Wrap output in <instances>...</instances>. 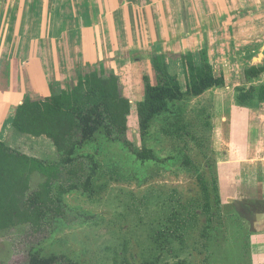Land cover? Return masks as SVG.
<instances>
[{
  "label": "rangeland",
  "instance_id": "374dc122",
  "mask_svg": "<svg viewBox=\"0 0 264 264\" xmlns=\"http://www.w3.org/2000/svg\"><path fill=\"white\" fill-rule=\"evenodd\" d=\"M244 81L235 97L219 86L170 102L145 137L133 102L126 138L158 159L143 162L124 143L102 136L86 142L77 154L97 163L93 190L64 193L57 180L51 191L62 198V216L45 220L40 232L30 225L0 232V264H27L32 249L78 264H251L243 203L256 181L251 158L264 155L257 130L264 129V103L240 100ZM229 100L231 106L223 107ZM30 148L14 150L60 160L50 140ZM45 180L35 173L31 192Z\"/></svg>",
  "mask_w": 264,
  "mask_h": 264
},
{
  "label": "crops",
  "instance_id": "0c3cea01",
  "mask_svg": "<svg viewBox=\"0 0 264 264\" xmlns=\"http://www.w3.org/2000/svg\"><path fill=\"white\" fill-rule=\"evenodd\" d=\"M157 56L182 83L188 57L211 64L235 97L245 71L264 67V0H0V141L30 150L47 143L15 129L19 105L26 97L59 95L95 71L115 74L138 110L133 105L145 97L144 77L157 81ZM262 76L252 83L264 85ZM257 130L264 146V129ZM251 162L256 181L243 205L251 264H264V155Z\"/></svg>",
  "mask_w": 264,
  "mask_h": 264
},
{
  "label": "trees",
  "instance_id": "16d2710c",
  "mask_svg": "<svg viewBox=\"0 0 264 264\" xmlns=\"http://www.w3.org/2000/svg\"><path fill=\"white\" fill-rule=\"evenodd\" d=\"M155 70L157 81L153 83L149 76L144 77L145 97L138 104L143 137L152 121L169 110L170 102L182 100L185 94L196 97L213 87L225 85L224 79L214 74L211 64L196 65L192 57H188L185 64V89L179 77L168 72L160 56L155 58ZM262 72L264 67L245 71L251 84L240 87L241 101L254 103L264 100V85L252 83ZM130 111V100L121 95L118 77L96 71L81 77L73 88L59 95L38 100L26 97L17 109L15 129L21 133L49 137L60 160L51 163L0 142V232L25 225L40 232L45 220L48 223L62 216V198L53 196L51 191L59 179L64 193L93 190L97 163L90 156L87 159L89 157L91 163L77 154V149L86 142L102 136L124 143L143 162L158 159L146 145L139 148L127 140L125 133ZM35 173L44 175L46 180L40 184V190L31 192ZM27 264L78 263L66 255L41 256L32 249L28 253Z\"/></svg>",
  "mask_w": 264,
  "mask_h": 264
},
{
  "label": "flooded vegetation",
  "instance_id": "af4514ba",
  "mask_svg": "<svg viewBox=\"0 0 264 264\" xmlns=\"http://www.w3.org/2000/svg\"><path fill=\"white\" fill-rule=\"evenodd\" d=\"M25 134H27L28 136H31V137H36V138H42V137H45V138H47L48 140H50L51 142H52V144L54 145V143H53V141L49 138V137H47L46 135H42V136H34V135H32V134H28V133H25ZM1 142V141H0ZM55 146V145H54ZM11 148H13V147H11ZM55 148H56V146H55ZM13 149H17V148H13ZM57 149V148H56ZM19 151V150H18ZM27 155H29L28 153H26ZM29 156H32V157H36L37 158V156L36 155H29ZM43 156V155H42ZM40 159V158H39ZM43 160V159H42Z\"/></svg>",
  "mask_w": 264,
  "mask_h": 264
},
{
  "label": "water",
  "instance_id": "95a60500",
  "mask_svg": "<svg viewBox=\"0 0 264 264\" xmlns=\"http://www.w3.org/2000/svg\"><path fill=\"white\" fill-rule=\"evenodd\" d=\"M100 74V73H99ZM119 84H120V91H121V83L119 82ZM121 95L123 96V94H122V91H121ZM124 97V96H123Z\"/></svg>",
  "mask_w": 264,
  "mask_h": 264
}]
</instances>
